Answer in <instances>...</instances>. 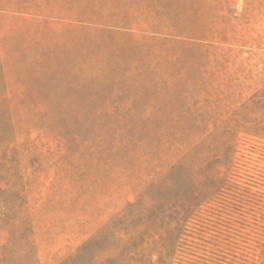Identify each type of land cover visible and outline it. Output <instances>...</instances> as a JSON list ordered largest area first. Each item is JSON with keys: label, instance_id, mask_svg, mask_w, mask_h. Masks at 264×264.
<instances>
[{"label": "rangeland", "instance_id": "1", "mask_svg": "<svg viewBox=\"0 0 264 264\" xmlns=\"http://www.w3.org/2000/svg\"><path fill=\"white\" fill-rule=\"evenodd\" d=\"M0 264H264V0H0Z\"/></svg>", "mask_w": 264, "mask_h": 264}]
</instances>
